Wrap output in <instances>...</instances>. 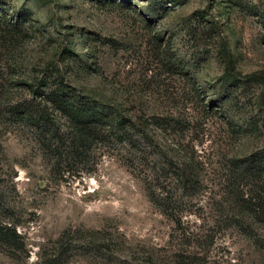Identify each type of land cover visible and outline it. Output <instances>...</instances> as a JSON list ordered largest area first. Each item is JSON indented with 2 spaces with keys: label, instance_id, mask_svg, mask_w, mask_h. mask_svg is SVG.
<instances>
[{
  "label": "rangeland",
  "instance_id": "rangeland-1",
  "mask_svg": "<svg viewBox=\"0 0 264 264\" xmlns=\"http://www.w3.org/2000/svg\"><path fill=\"white\" fill-rule=\"evenodd\" d=\"M60 79L145 124L154 143L98 144L57 168L18 109ZM256 153L264 0H0V222L27 249L18 258L0 243V264H38L63 237L67 264H264V224L231 195L255 189L235 170Z\"/></svg>",
  "mask_w": 264,
  "mask_h": 264
},
{
  "label": "trees",
  "instance_id": "trees-1",
  "mask_svg": "<svg viewBox=\"0 0 264 264\" xmlns=\"http://www.w3.org/2000/svg\"><path fill=\"white\" fill-rule=\"evenodd\" d=\"M32 91L33 100L41 98V101L38 105L35 102L30 103L26 109L19 108L18 111L20 115L39 126L40 138L47 151L46 155L56 160L57 168L64 163L67 164L65 168L70 171L72 167L68 166L73 157L72 161L82 163L87 158L91 159L93 153L102 148L98 147L100 146L98 144L106 147L125 145L124 147L130 148V151L137 152L141 151L144 143L149 146L154 143L151 142L154 136L150 134L145 124L123 114L119 109H112L111 106L94 97L82 94L62 79L55 80L52 85L45 84L41 89ZM63 118L67 120L68 125L58 121ZM122 158L125 159V156L123 155ZM125 162L128 161L125 160ZM127 164L132 166L130 163ZM154 167L156 168V165ZM237 169L235 174H238V178L250 180L256 187L249 191L241 188L238 194H235L234 190L231 191V195H235L234 202L243 211L249 212V218L264 224V153H256L243 160H238ZM182 172L184 169L178 170L179 182L185 191L192 193L195 188L191 179L192 173L188 172V169L183 174ZM143 180L152 202L179 227L182 226L181 217L170 215L165 209L166 204L169 203L168 198L156 196L153 190L156 185L153 181ZM240 185L241 183L238 187ZM239 223L247 224L244 217L239 220ZM63 239L64 237L58 242L60 244L58 251L45 254L38 264H67L72 249ZM0 243L8 246L11 254L18 258L22 257L27 250L23 235L13 224L0 222Z\"/></svg>",
  "mask_w": 264,
  "mask_h": 264
}]
</instances>
